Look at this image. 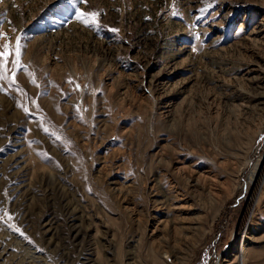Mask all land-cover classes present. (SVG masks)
<instances>
[{
  "label": "rangeland",
  "instance_id": "374dc122",
  "mask_svg": "<svg viewBox=\"0 0 264 264\" xmlns=\"http://www.w3.org/2000/svg\"><path fill=\"white\" fill-rule=\"evenodd\" d=\"M0 33V264H264V0H0Z\"/></svg>",
  "mask_w": 264,
  "mask_h": 264
},
{
  "label": "snow or ice",
  "instance_id": "6c2138e0",
  "mask_svg": "<svg viewBox=\"0 0 264 264\" xmlns=\"http://www.w3.org/2000/svg\"><path fill=\"white\" fill-rule=\"evenodd\" d=\"M88 17H91L93 22H95V18L97 16V13L92 12L87 14ZM77 19L80 20L82 23L88 24V19L86 17V14L81 12L79 9H77ZM111 31H118L115 29H112ZM0 39L9 40L8 43H5L3 45H0V81H8L10 84H15V77L17 75V71L22 67L20 64V55H21V43L20 38L17 37L16 39V45L15 49L12 48L10 43V38L7 37L5 33H0ZM13 51L15 52V59L11 61L12 64V75L11 78L8 76V64H9V58L12 56ZM71 82V81H69ZM79 88V85L76 86ZM26 112L27 109H24ZM5 215H8L4 209L0 208V217H3ZM8 219H12L11 216H8Z\"/></svg>",
  "mask_w": 264,
  "mask_h": 264
},
{
  "label": "bare ground",
  "instance_id": "6f19581e",
  "mask_svg": "<svg viewBox=\"0 0 264 264\" xmlns=\"http://www.w3.org/2000/svg\"><path fill=\"white\" fill-rule=\"evenodd\" d=\"M263 170H264V159L263 160H261V162H259L257 165H256V167L254 168V170L252 171V173H251V175H250V177L252 178V179H254V182H257L258 180H259V178L261 177V175H262V172H263ZM253 183V182H252ZM243 244H242V246H241V249L245 246L246 247V245H245V242H242ZM244 247V248H245ZM240 249V250H241ZM241 252V251H240Z\"/></svg>",
  "mask_w": 264,
  "mask_h": 264
}]
</instances>
